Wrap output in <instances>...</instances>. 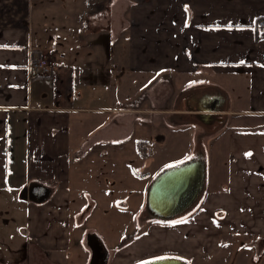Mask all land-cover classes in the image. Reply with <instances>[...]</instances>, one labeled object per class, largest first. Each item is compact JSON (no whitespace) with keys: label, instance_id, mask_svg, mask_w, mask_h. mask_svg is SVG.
Wrapping results in <instances>:
<instances>
[{"label":"crops","instance_id":"0c3cea01","mask_svg":"<svg viewBox=\"0 0 264 264\" xmlns=\"http://www.w3.org/2000/svg\"><path fill=\"white\" fill-rule=\"evenodd\" d=\"M81 1L88 9L75 14L87 24L85 57L74 56L66 26L61 42L48 19L34 23L32 0H0V213L12 215L6 198L22 194L27 217L23 258L0 264H64L55 253L70 252L72 211L81 203L75 195L88 194L89 180L106 193L98 188L113 179L120 193L139 200L156 177V153L175 152L189 128L191 157L201 147L214 174L201 209L132 236L109 264L173 254L221 258L239 237L244 248L235 264H243V251L244 264L255 255L261 264L264 0ZM37 47L52 60L49 75L32 76ZM139 80L146 84L136 100ZM193 91L205 102L213 93L212 111L223 120L198 121V106L187 98ZM223 145L226 160L217 158ZM181 157L170 156L160 169ZM33 184L49 187L50 197L25 198ZM78 254L89 264V251Z\"/></svg>","mask_w":264,"mask_h":264},{"label":"rangeland","instance_id":"374dc122","mask_svg":"<svg viewBox=\"0 0 264 264\" xmlns=\"http://www.w3.org/2000/svg\"><path fill=\"white\" fill-rule=\"evenodd\" d=\"M80 1L81 0H32V10L34 23L37 24V19L39 24L43 23L44 19H48L50 23H52L50 28H54L53 34H56L58 36V40H60L61 42L65 41L64 36H59L62 35V31L65 26L68 30L73 31L75 35H73L72 33L66 39L69 41V43L72 44L73 48L76 49L74 52V56L76 55L77 57H85L87 53L88 40L84 39L81 34H85L88 32L86 28L87 24L85 23L84 18L78 19L77 14L75 13H77L79 10L86 11L88 8L86 5L80 3ZM90 1H92V3ZM87 2L90 6L93 3H97L98 1L88 0ZM99 7V4L95 5V8L99 9ZM43 12H45L44 15ZM35 27H37V25H35ZM145 84V82L139 80L138 85L132 89L133 91L138 92V97L136 100H140V95L145 90ZM124 93H132V91L130 92L128 90H125ZM92 103L99 104L100 102L97 100H93ZM208 148L212 150L210 145H208ZM194 149L195 147L193 139V129L189 128L186 131L184 141L180 142V145L177 147V150L175 152H173L174 148H172L171 150L167 148L162 153H156V161L154 164V166L157 167V169L155 170L156 173L158 174L163 170V168L160 169V167L166 164V160L170 156L178 158L183 154V157L181 158H183L182 160L186 161L189 158H192L191 156ZM218 151L219 156H217V158L226 160L228 157V153L225 152V145H223ZM197 152H203V149L199 147L197 148ZM212 153L213 150L210 151V154ZM203 154H205L206 156L205 151L203 152ZM114 162L115 160H112V163ZM210 168L211 167L209 163V169ZM207 177L212 179L214 178V174H212V172H209L208 170ZM100 181H102V184L105 183V179H102ZM112 181L113 179H109L110 186L108 188H98L106 190V193L100 194L98 193L99 190L90 188L89 186L91 185V181L89 180V185L87 186L88 188H85L84 190H88L90 193L88 192V194L75 195L76 198L81 197L78 198V201H81V203L79 205V208L75 207V209H73L72 211V243L70 252L63 254L55 253V255H57V258H60L64 262V264H85L86 259H83V254H78V257L77 253H88V251L89 253H91L90 248L87 245V235L92 231L97 233L104 240L110 252L111 259L112 253L117 252L118 246H120L124 242H127V240L131 239L132 236L142 234L154 224L164 223V221L151 218L148 215L146 211L147 191L146 193L138 195L140 199L137 200L135 195L122 192L120 193V189L118 187H114L112 185ZM207 182L209 183V179ZM204 195L205 192L202 194L198 203L193 207L192 210L176 219L178 220L182 218H193L192 215L196 214L201 209ZM92 198L97 201L94 209L93 202H91L90 204L88 203V199L91 201ZM6 202L8 203V207L10 208L12 215L10 214L7 216L5 214L1 215L0 213V258H3V260L5 259L16 262L22 259L23 254L25 253L24 243L26 239L23 233V228H26L27 225V217L24 211L25 201L22 194H19L9 195L6 198ZM88 207H90V210L87 211L82 217V214L87 210ZM243 248L244 247L242 245L241 237H239L236 239V243H234L232 249L229 250L230 253H228L225 257L218 258L212 255L204 261L194 260L191 258H188V260L192 264H235V258L239 251ZM166 253L170 254L169 252ZM241 253L242 254L240 255L239 259L241 258L240 261L244 264V251ZM158 256L159 255H157L156 257ZM172 256L178 255L173 254ZM222 258H224L225 260L227 259V261H222ZM253 258L255 259L253 264H257V256L255 255ZM260 262L261 264H264V259L260 260ZM249 264L252 263L250 262Z\"/></svg>","mask_w":264,"mask_h":264},{"label":"water","instance_id":"95a60500","mask_svg":"<svg viewBox=\"0 0 264 264\" xmlns=\"http://www.w3.org/2000/svg\"><path fill=\"white\" fill-rule=\"evenodd\" d=\"M215 103V101H214ZM213 100L198 106L194 117L198 121H222L220 114L213 113ZM223 111V110H220ZM217 111V112H220ZM175 168L167 167L159 172L150 183L147 190L146 211L151 218L170 221L179 218L198 203L205 191L207 179V161L203 152H198L192 158ZM51 194L49 187L33 184L29 187L25 198L36 203L46 201ZM90 207L82 214V217ZM87 245L91 251L89 264H108L110 252L104 240L95 232L87 235ZM192 264L181 256L163 255L140 261L136 264Z\"/></svg>","mask_w":264,"mask_h":264},{"label":"built area","instance_id":"2783aa9c","mask_svg":"<svg viewBox=\"0 0 264 264\" xmlns=\"http://www.w3.org/2000/svg\"><path fill=\"white\" fill-rule=\"evenodd\" d=\"M260 26H264V21H260ZM37 54H40L39 57L34 58L30 63V70L32 76L40 77L49 75L52 72L53 64L51 58L44 54V50L37 47L34 48Z\"/></svg>","mask_w":264,"mask_h":264},{"label":"flooded vegetation","instance_id":"af4514ba","mask_svg":"<svg viewBox=\"0 0 264 264\" xmlns=\"http://www.w3.org/2000/svg\"><path fill=\"white\" fill-rule=\"evenodd\" d=\"M208 94V93H207ZM202 95L201 92H198V91H193L192 93H190L187 98L192 102L193 105H197V106H202L203 103L205 102V99L204 98H200V96ZM198 96V97H197ZM210 98V100H208L209 102H211V100L214 98V94L211 93V94H208L206 95ZM205 97V96H204ZM212 120V119H211ZM210 120V121H211Z\"/></svg>","mask_w":264,"mask_h":264},{"label":"snow or ice","instance_id":"6c2138e0","mask_svg":"<svg viewBox=\"0 0 264 264\" xmlns=\"http://www.w3.org/2000/svg\"><path fill=\"white\" fill-rule=\"evenodd\" d=\"M229 27H231V25H229ZM241 63H243V61H241ZM246 155H251L250 153H248V154H246ZM190 159V158H189ZM179 163H183V161H181V162H179ZM178 165H175V164H173V165H168V167H172V168H175V167H177ZM180 222H182V221H178L177 223H180ZM145 264H147V262H145Z\"/></svg>","mask_w":264,"mask_h":264},{"label":"trees","instance_id":"16d2710c","mask_svg":"<svg viewBox=\"0 0 264 264\" xmlns=\"http://www.w3.org/2000/svg\"><path fill=\"white\" fill-rule=\"evenodd\" d=\"M195 216V214L194 215H192V217H194ZM93 232V231H92Z\"/></svg>","mask_w":264,"mask_h":264}]
</instances>
